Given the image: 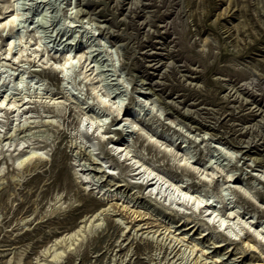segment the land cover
<instances>
[{
  "label": "rangeland",
  "instance_id": "374dc122",
  "mask_svg": "<svg viewBox=\"0 0 264 264\" xmlns=\"http://www.w3.org/2000/svg\"><path fill=\"white\" fill-rule=\"evenodd\" d=\"M40 263L264 264V0H0V264Z\"/></svg>",
  "mask_w": 264,
  "mask_h": 264
},
{
  "label": "bare ground",
  "instance_id": "6f19581e",
  "mask_svg": "<svg viewBox=\"0 0 264 264\" xmlns=\"http://www.w3.org/2000/svg\"><path fill=\"white\" fill-rule=\"evenodd\" d=\"M14 16V15H13ZM12 16V19L11 20H13L14 19V17ZM9 21V20H8ZM70 59V55H68V56H66V57H64V61H63V63H62V65L61 66H64L65 65V63H67L68 62V60ZM2 102L4 101V100H1ZM103 101H104V99H103ZM102 101V102H103ZM1 102V103H2ZM126 117V116H125ZM130 122V124L131 125H133L134 124V121H129ZM128 122V123H129ZM117 130L118 131H120V134L122 133L121 132V129H119V128H117ZM247 143V142H246ZM250 144V143H249ZM239 145H240V143H239ZM244 146H246V144L244 145ZM248 146V145H247ZM120 149H121V147H119ZM125 148H122V150H124ZM244 152H247L248 153V151H249V149H246L245 148V150H243ZM243 152V153H244ZM252 158V157H251ZM254 158V157H253ZM25 159V158H24ZM253 161H254V159H252ZM137 162H138V160H136ZM140 165H142V164H140ZM140 165H138V166H140ZM150 172H151V170H149V172L147 173V176H149V174H150ZM151 178H153V177H151ZM150 184H152V182L150 183ZM118 185V184H117ZM118 205V204H117ZM110 206V205H109ZM109 206H107V207H109ZM204 206H205V204H204ZM111 207H112V205H111ZM119 207V206H118ZM124 207V206H123ZM110 208V207H109ZM112 209V208H111ZM121 209V208H120ZM124 209V208H123ZM209 209V207H206L205 208V210H208ZM103 212V211H102ZM213 212H215V209H212L211 210V212H210V214L211 213H213ZM130 214V213H129ZM218 213H215V215L214 216H216ZM229 214L230 215H233V217L235 216L234 214H235V211H233V210H230L229 211ZM131 215H133V217H137L138 215H139V213H137L135 210H132V214ZM130 217V216H129ZM232 217V218H233ZM131 218V217H130ZM139 218H140V215H139ZM135 219V218H134ZM219 219H220V224L221 223H223V222H225L226 220H225V218H221V217H219ZM132 221V220H131ZM145 222V221H144ZM90 223V222H89ZM139 223V222H138ZM246 224H247V222H245ZM96 224H99V223H96ZM101 224V223H100ZM135 224H137V223H135ZM134 224V225H135ZM141 224V223H140ZM145 224V223H144ZM146 226V225H145ZM248 226H251V224L250 225H248ZM126 227H128V226H126ZM147 227V226H146ZM167 227V226H166ZM165 226H164V228H165V230H163V233L165 234V233H170V231H167V228H166ZM160 228V227H159ZM169 228V227H168ZM135 229V228H134ZM158 231H159V229H158ZM167 231V232H166ZM253 231H254V235L256 236V237H263V235L261 234V231L260 230H258V229H253ZM158 233V232H157ZM156 233V234H157ZM173 235V234H172ZM252 236V235H251ZM176 237V236H175ZM181 237V236H180ZM178 238V237H177ZM179 240H183V238H178ZM242 241V243H243V246L245 245L247 248H248V246L249 247H252V248H257V245L256 244H254V243H250V241H252L251 239H245V240H241ZM72 244V241L67 245L68 246V248L70 247V245ZM194 245V244H193ZM256 245V246H255ZM195 246V245H194ZM244 246V247H245ZM192 248H193V246H192ZM192 250V249H191ZM58 253V252H57ZM54 254L53 256H58V254ZM213 261V260H212ZM249 263V262H248ZM41 264V263H40Z\"/></svg>",
  "mask_w": 264,
  "mask_h": 264
}]
</instances>
